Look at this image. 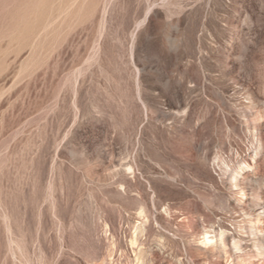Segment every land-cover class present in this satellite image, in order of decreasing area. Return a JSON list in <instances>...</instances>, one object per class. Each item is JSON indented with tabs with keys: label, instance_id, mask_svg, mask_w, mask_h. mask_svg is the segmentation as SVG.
<instances>
[{
	"label": "rangeland",
	"instance_id": "obj_1",
	"mask_svg": "<svg viewBox=\"0 0 264 264\" xmlns=\"http://www.w3.org/2000/svg\"><path fill=\"white\" fill-rule=\"evenodd\" d=\"M0 264H264V0H0Z\"/></svg>",
	"mask_w": 264,
	"mask_h": 264
},
{
	"label": "bare ground",
	"instance_id": "obj_2",
	"mask_svg": "<svg viewBox=\"0 0 264 264\" xmlns=\"http://www.w3.org/2000/svg\"><path fill=\"white\" fill-rule=\"evenodd\" d=\"M220 234H221V233H220ZM222 238H223V236H222ZM222 238H220V239H222ZM204 239H205V241H207L208 243H209L210 241H212V239H211L209 236H206ZM203 242H204V241H203ZM207 242H205V243H207ZM223 243H224V245H226V242H225L224 240H223ZM223 243H222V244H223ZM239 244H240V243H239ZM242 246H243V245H242ZM242 246H241V245H238L237 248H238V249H243ZM213 247H214V246H213ZM244 247H245V246H244ZM245 248H246V247H245ZM245 248H244V249H245ZM223 251H225V250H223ZM229 258H230V257H229ZM228 261H229V259H228Z\"/></svg>",
	"mask_w": 264,
	"mask_h": 264
}]
</instances>
